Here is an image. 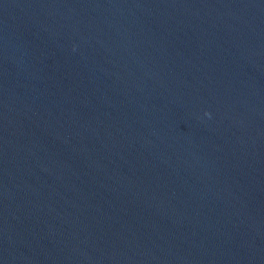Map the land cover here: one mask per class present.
Listing matches in <instances>:
<instances>
[{
	"label": "water",
	"instance_id": "1",
	"mask_svg": "<svg viewBox=\"0 0 264 264\" xmlns=\"http://www.w3.org/2000/svg\"><path fill=\"white\" fill-rule=\"evenodd\" d=\"M0 264H264V0H0Z\"/></svg>",
	"mask_w": 264,
	"mask_h": 264
}]
</instances>
